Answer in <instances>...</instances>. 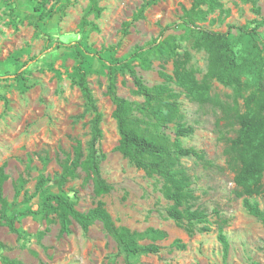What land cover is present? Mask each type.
Returning <instances> with one entry per match:
<instances>
[{
    "label": "rangeland",
    "instance_id": "374dc122",
    "mask_svg": "<svg viewBox=\"0 0 264 264\" xmlns=\"http://www.w3.org/2000/svg\"><path fill=\"white\" fill-rule=\"evenodd\" d=\"M149 0H0V167L8 179L3 195L12 202L14 183L25 180L24 190L30 195L40 178H49L36 198L7 210L15 217L21 237L0 226V243L9 250H0L2 257L21 264H125V254L116 240L108 235L99 222L83 233L71 221L70 234L60 235V225L47 227L41 216H21L25 210H37L49 194H60L76 202V209L87 212L101 200L116 227L142 233L148 228L162 230L166 239L157 242V254L129 258L132 264H264V226L247 213L243 197L237 195L234 173L227 165L225 148L235 137L237 126L225 119L221 110L211 104L191 102L183 91L171 85L179 94L178 117L175 123L155 131L151 120L134 112V126L141 133L155 137H176V122L192 127L193 133L178 138L182 147L201 154L202 158H180V167L190 177L189 196L182 209L198 210L206 215V223L176 225L167 216L172 203L163 192V181L146 176L124 159L114 148L119 134L112 117L114 105L108 95L110 84L117 96L142 103L123 64L134 69L147 87L162 82L158 72L172 73V59L160 46L165 36L174 35L176 53H190L188 69L197 80L207 73L208 54L194 49L183 31L164 32L177 25L192 0H161L144 8L143 18L136 15ZM222 0L223 11L208 16L201 26L225 33L229 26L255 28L257 48L249 36L233 31L240 37L243 56L248 68L242 80L264 84V0ZM94 2L102 9L99 18L93 11ZM41 14H45L44 16ZM214 20L213 23L210 21ZM126 30V34L124 33ZM164 34V35H163ZM159 53L142 57L132 54L140 47L153 45ZM150 63L145 69L143 59ZM81 75L94 100L91 106L81 89ZM211 94L222 102L243 111V97L233 90L210 80ZM96 114L101 116L102 136L97 144L100 174L112 186L109 194L95 197L92 184L85 174L76 170L77 177L58 188L61 169L57 158L72 155L78 142L84 155L92 140V125ZM160 139V138H158ZM260 195L250 199L264 211V173ZM222 228L229 251L224 258L218 241ZM189 230V231H188ZM180 240L185 248L172 247ZM141 240L138 245L148 244Z\"/></svg>",
    "mask_w": 264,
    "mask_h": 264
},
{
    "label": "trees",
    "instance_id": "16d2710c",
    "mask_svg": "<svg viewBox=\"0 0 264 264\" xmlns=\"http://www.w3.org/2000/svg\"><path fill=\"white\" fill-rule=\"evenodd\" d=\"M45 2V0H41ZM161 0H149L142 7L135 20L143 18L144 8L156 4ZM256 0H253L254 4ZM93 11L95 17L99 18L102 9L98 8L94 2ZM223 11L222 0H192L191 6L182 9L180 23L167 26L164 30L174 31L179 26L186 39H189L194 49L204 50L209 57L207 73L199 81L194 73L188 69L190 53L185 52L182 57L176 53L177 47L174 44V35L165 36L160 43L161 48L172 59L173 70L171 74L163 70L158 72L162 82L153 87H147L138 77L133 68L128 64H123L136 88L135 94L143 98V102L129 101L116 95L112 84L108 87V95L114 105L112 117L116 122L119 134L118 145L114 148L124 159H126L136 169L144 172L146 176H157L163 181V192L167 200L172 205L167 210V216L176 225L180 226L183 221L188 224L206 223V215L198 210H183V202L189 196L190 177L185 170L180 167L179 160L184 157L202 158L194 149L184 148L178 138L186 137L193 133L192 127L176 122L175 139L168 140L166 137L149 136L141 133L135 128L132 117L134 112L141 114L151 120L152 128L157 132L167 125L175 123L178 117V97L171 85L180 88L185 96L199 105L211 104L218 107L224 118L229 119L233 125L237 126L235 137L225 148L224 154L228 167L233 171V182L238 188L237 195L243 197V206L247 213L258 219L264 226V211L260 210L256 203L250 201L251 198L260 195L262 191V176L264 173V84L260 78L256 83H252L248 78L243 81V70L248 68L250 63L247 55L243 56V49L240 37L233 31L249 36L252 47L257 48L256 39L258 35L255 28L245 31L243 27L229 26L225 33L207 30L201 26L206 22L208 16L214 12ZM45 14H41L40 17ZM211 23L214 20L210 21ZM126 34V30H124ZM164 35V34H163ZM148 53L157 55L159 50L155 43L148 47L138 48L132 55L142 57ZM145 69L150 68V63L143 59ZM210 80H215L224 87L231 88L235 97H243L242 93L249 90L243 97V111L238 109L237 103L233 105L222 102L217 96L211 94ZM79 85L85 94L88 103L93 106L94 100L90 90L86 86L83 75L80 77ZM101 116L96 114L92 125V140L89 151L84 155L81 144L78 142L73 146L72 155L64 158H57L61 169L58 188L69 180L77 177L76 170L80 169L85 174L86 181L92 184V191L95 197L109 194L112 186L104 180L100 174V158L97 144L102 133L99 128ZM160 138V139H158ZM8 179L4 172V165L0 167V226H5L9 232L15 234L17 239L21 237L20 231L15 226V217L7 215V210L17 205V200L21 198L23 203L30 202L49 182V178H40L34 187V192L28 194L24 190L25 180L19 178L15 182L12 202H8L3 195V184ZM21 216H41L47 227L41 232V236L49 231L50 225H60V235L70 234L71 221H74L86 233L90 226L99 222L103 230L112 236L119 244L125 254L126 263L132 264L129 258L143 254H157L160 246L157 242L166 239L164 231L148 228L142 233L131 231L125 227H116L110 214L105 209L104 203L99 200L95 207L87 212H80L76 209V202L60 194L46 195L44 201L37 210H25ZM189 231V230H188ZM217 238L222 247L223 257L229 251V243L222 231L218 228ZM141 240H149L145 245H138ZM178 250L185 248L180 240H175L172 245ZM0 250H9L8 247L0 243ZM2 264H21L2 257Z\"/></svg>",
    "mask_w": 264,
    "mask_h": 264
}]
</instances>
